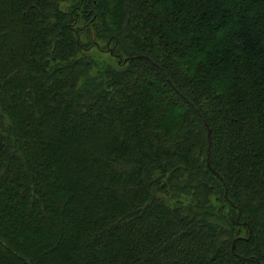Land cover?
I'll return each instance as SVG.
<instances>
[{"label":"trees","instance_id":"16d2710c","mask_svg":"<svg viewBox=\"0 0 264 264\" xmlns=\"http://www.w3.org/2000/svg\"><path fill=\"white\" fill-rule=\"evenodd\" d=\"M0 264H264V0H0Z\"/></svg>","mask_w":264,"mask_h":264},{"label":"rangeland","instance_id":"374dc122","mask_svg":"<svg viewBox=\"0 0 264 264\" xmlns=\"http://www.w3.org/2000/svg\"><path fill=\"white\" fill-rule=\"evenodd\" d=\"M91 55L97 59L98 62L101 63H113L114 61L111 60L107 54L105 53H100L97 50H92Z\"/></svg>","mask_w":264,"mask_h":264},{"label":"water","instance_id":"95a60500","mask_svg":"<svg viewBox=\"0 0 264 264\" xmlns=\"http://www.w3.org/2000/svg\"><path fill=\"white\" fill-rule=\"evenodd\" d=\"M133 58H135V57H131L130 59H133ZM126 60H127V59H124L123 62H126ZM118 62H119V61H118Z\"/></svg>","mask_w":264,"mask_h":264}]
</instances>
